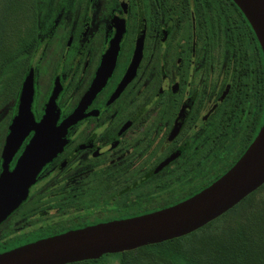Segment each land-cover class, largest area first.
Masks as SVG:
<instances>
[{
    "label": "flooded vegetation",
    "instance_id": "obj_1",
    "mask_svg": "<svg viewBox=\"0 0 264 264\" xmlns=\"http://www.w3.org/2000/svg\"><path fill=\"white\" fill-rule=\"evenodd\" d=\"M32 17L25 51L6 61L5 81L20 87L0 91V177L30 74L36 128L53 99L66 132L0 224V255L177 206L228 174L259 137L264 50L233 0H34Z\"/></svg>",
    "mask_w": 264,
    "mask_h": 264
},
{
    "label": "water",
    "instance_id": "obj_2",
    "mask_svg": "<svg viewBox=\"0 0 264 264\" xmlns=\"http://www.w3.org/2000/svg\"><path fill=\"white\" fill-rule=\"evenodd\" d=\"M244 12L264 50V0H233ZM34 78L26 79L19 111L11 125L0 177V224L26 200L42 167L63 147L66 128L52 99L36 128L32 113ZM54 103V104H53ZM69 119L67 124L75 121ZM37 135L16 168L8 163L31 131ZM264 185V127L239 163L207 190L172 208L153 214L69 232L0 255V264H75L99 260L186 237L228 213Z\"/></svg>",
    "mask_w": 264,
    "mask_h": 264
},
{
    "label": "rangeland",
    "instance_id": "obj_3",
    "mask_svg": "<svg viewBox=\"0 0 264 264\" xmlns=\"http://www.w3.org/2000/svg\"><path fill=\"white\" fill-rule=\"evenodd\" d=\"M33 7L34 0H0V72L3 61L29 35ZM19 87L17 81L12 85V89ZM5 124H0V138L6 135ZM181 253L186 260L194 259L201 264H264V187L180 244L135 251L128 261L129 264H176L175 255ZM90 264H122V257L104 256L99 263Z\"/></svg>",
    "mask_w": 264,
    "mask_h": 264
},
{
    "label": "trees",
    "instance_id": "obj_4",
    "mask_svg": "<svg viewBox=\"0 0 264 264\" xmlns=\"http://www.w3.org/2000/svg\"><path fill=\"white\" fill-rule=\"evenodd\" d=\"M25 51V42H23L22 46L18 49H16L15 51H12L11 55L9 56V58L5 61H3L2 63V72H0V85L2 86V90L4 91L5 88L8 90V89H12V85L13 83L15 82V80L11 81V82H8V81H5L4 78H5V74H6V71H7V68H8V64L6 61H13V60H17L21 54ZM7 86V87H6ZM13 90V89H12ZM234 210V209H233ZM232 211V210H231ZM229 211V212H231ZM228 212V213H229ZM226 213V214H228ZM225 214V215H226ZM225 215H223L222 217H224ZM220 217V218H222ZM219 218V219H220ZM219 219L213 221L212 223L208 224L207 226H210L212 225L214 222L218 221ZM205 226V227H207ZM203 227V228H205ZM201 230V229H200ZM198 230V231H200ZM196 231V232H198ZM194 232V233H196ZM192 233V234H194ZM190 234V235H192ZM188 235V236H190ZM186 236V237H188ZM186 237H182V238H179V239H175V240H172V241H169V242H165V243H162V244H158V245H153V246H148V247H144V248H141V249H138V250H135V251H139V250H148V249H151V248H154V247H163V246H174V245H178L180 244L181 240L185 239ZM135 251H131V252H125V253H122V254H117V255H107V256H118V257H122V264H129V261H128V258L135 252ZM186 256H184L182 253L181 254H177L175 255V262L176 264H201L200 262H198L197 260H194V259H190V260H186ZM101 261V260H100ZM100 261H93L94 263H99ZM91 262V263H93Z\"/></svg>",
    "mask_w": 264,
    "mask_h": 264
}]
</instances>
